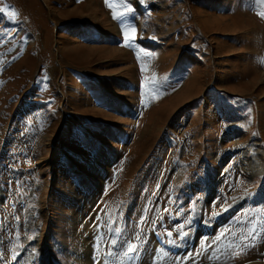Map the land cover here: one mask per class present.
<instances>
[{"label":"rangeland","instance_id":"1","mask_svg":"<svg viewBox=\"0 0 264 264\" xmlns=\"http://www.w3.org/2000/svg\"><path fill=\"white\" fill-rule=\"evenodd\" d=\"M5 6L0 264H264V5Z\"/></svg>","mask_w":264,"mask_h":264},{"label":"snow or ice","instance_id":"2","mask_svg":"<svg viewBox=\"0 0 264 264\" xmlns=\"http://www.w3.org/2000/svg\"><path fill=\"white\" fill-rule=\"evenodd\" d=\"M142 2H143V0H142ZM255 3L258 4V5H264V0H255ZM108 6L113 9V17L114 18H119L123 14L120 11L117 10V6L115 4L108 3ZM7 11H8V6L0 8V12H7ZM258 14L262 18H264V11H261ZM16 15H17V13L15 11H12L10 13L11 18H13V19L16 17ZM135 37H136V29L135 28H124L123 29V38H124V42L125 43H129ZM141 70L142 71H147V66L142 64L141 65ZM151 84H152L153 90H155V88H156V78L155 77L152 78ZM167 235L168 236H172V232L168 231ZM180 235L183 236L184 234L180 233Z\"/></svg>","mask_w":264,"mask_h":264},{"label":"bare ground","instance_id":"3","mask_svg":"<svg viewBox=\"0 0 264 264\" xmlns=\"http://www.w3.org/2000/svg\"><path fill=\"white\" fill-rule=\"evenodd\" d=\"M253 161H254V159H253ZM260 161V160H259ZM261 162V161H260ZM249 165V164H248ZM249 168V167H248Z\"/></svg>","mask_w":264,"mask_h":264}]
</instances>
